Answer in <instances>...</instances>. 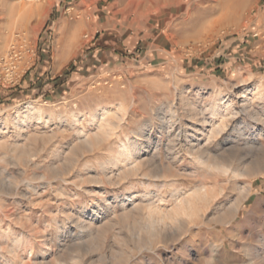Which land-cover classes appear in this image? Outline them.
<instances>
[{
    "label": "rangeland",
    "instance_id": "rangeland-1",
    "mask_svg": "<svg viewBox=\"0 0 264 264\" xmlns=\"http://www.w3.org/2000/svg\"><path fill=\"white\" fill-rule=\"evenodd\" d=\"M252 21L250 61L222 56ZM48 34L53 59L31 81ZM13 48L0 264H264V0H0V57ZM27 102L38 110L18 125ZM180 199L194 213L170 219Z\"/></svg>",
    "mask_w": 264,
    "mask_h": 264
},
{
    "label": "crops",
    "instance_id": "crops-1",
    "mask_svg": "<svg viewBox=\"0 0 264 264\" xmlns=\"http://www.w3.org/2000/svg\"><path fill=\"white\" fill-rule=\"evenodd\" d=\"M49 20L53 21L54 19H51L49 17ZM252 23H254V25L251 26V30H248L242 34L243 35L242 37L246 38L245 42L236 44V46L234 47L233 50L229 51L228 53L222 54V56L225 57V55L228 54V57L226 58L228 60L235 61V60L241 59V60L250 61V59L248 57H244V56H247L253 49H257L256 46H258V44H257L258 41L254 40V38L258 39L260 36L259 31H258V29H259L258 22L252 21ZM49 39H50V34H48L46 36V38L44 39L43 46L42 47L38 46L39 52H38V56H37V64H38L39 68L36 71V66H35L32 69V72H29V75H30L29 80H31V81L33 80V78L38 80V78L41 75L47 73L46 64H47L48 58L53 59V55L48 57V54H47L48 49H49V42H48ZM74 44H75L74 42H71L70 44H68V46L67 45L62 46L60 51L56 54V58H55L56 72L55 73L58 72L59 67L61 65H64L65 63H67L70 60V55L72 53V50L74 49ZM254 45H255V47H253ZM87 48H89V47L87 46ZM53 61L54 60H52V64H53ZM263 64H264V62H263ZM101 70H103V67L101 68ZM51 72H52V70H50V72H48V73L51 74ZM65 74L67 75V73H65ZM45 75H47V74H45ZM1 93H4V91L0 90V94Z\"/></svg>",
    "mask_w": 264,
    "mask_h": 264
},
{
    "label": "bare ground",
    "instance_id": "bare-ground-1",
    "mask_svg": "<svg viewBox=\"0 0 264 264\" xmlns=\"http://www.w3.org/2000/svg\"><path fill=\"white\" fill-rule=\"evenodd\" d=\"M222 7V6H221ZM223 8V7H222ZM62 54V53H61ZM60 62V61H59ZM251 91V89H249L248 87H246V88H244L243 89V91L241 92V96H240V98H241V102H240V104L242 103V104H246L248 101H249V97L247 96V94L249 93ZM34 103H32V102H27L25 105V107L27 108V111H26V113L24 114V115H22V116H19V115H17V124L18 125H20V124H22V123H24L25 122V119H27L28 117H30V115H33L34 113H36V111L38 110V108L37 107H35L34 105H33ZM228 104V103H227ZM227 104L225 105V106H227ZM217 107H220V108H222V105L221 106H217ZM227 108V107H226ZM210 110H211V107H210ZM227 110V109H226ZM107 113V109H102L101 110V116L100 117H103L102 115H105ZM228 113V112H227ZM234 112H232V114H233ZM220 116H221V113H220ZM229 116V115H228ZM101 119V118H100ZM255 119V118H254ZM220 122V121H219ZM218 122V123H219ZM223 123V122H222ZM215 123H213V125H214ZM211 126V125H210ZM221 126H216V129L218 130V129H221L220 128ZM216 129H215V127H213V126H211V129H210V134H208L207 135V137H210V135H212V133H215V131H216ZM104 131V130H103ZM104 133H106V132H104ZM105 135V134H104ZM214 135V134H213ZM206 137V138H207ZM244 139V138H243ZM246 140V139H245ZM86 143V142H85ZM90 144V143H89ZM122 144V143H121ZM205 144H207V143H205ZM204 145V144H203ZM92 146V145H91ZM193 148V147H192ZM198 149V148H197ZM201 149V148H200ZM123 150V149H122ZM124 151V150H123ZM198 151V150H197ZM206 151V150H205ZM172 152V151H171ZM190 152V151H189ZM207 153V152H206ZM126 154V153H125ZM202 154V151L201 152H199L198 151V153H197V156H196V159H197V161L198 162H200L201 163V165H203V164H205V159L203 158V156L201 155ZM128 155H130V154H128ZM194 155V154H193ZM127 156V155H126ZM133 156V155H132ZM129 158H131V157H129ZM203 158V159H202ZM138 161V160H137ZM133 163V162H132ZM207 165H208V163H206ZM206 165V166H207ZM205 166V167H206ZM209 167H215V168H217V169H220V170H222V169H225L224 167V165H222V161H215V159L214 160H212V162H211V164H210V162H209V165H208ZM132 168V167H131ZM134 169V168H133ZM241 169V168H240ZM237 170V169H236ZM239 170V169H238ZM248 170V169H247ZM133 171V170H132ZM131 171V172H132ZM242 171V170H241ZM125 172V171H124ZM129 172V171H128ZM131 175V174H130ZM129 175V176H130ZM156 176V175H155ZM164 176V175H163ZM240 176V175H239ZM165 177V176H164ZM249 186L248 187H246V188H244L243 189V196L240 198L239 197V199L237 200V201H239V202H241V201H243V200H247L248 199V196H249V194H250V190H251V185L250 184H248ZM198 193V192H197ZM201 193H203V192H201ZM196 194V193H195ZM242 194H240V195H242ZM193 195V194H192ZM199 195V194H198ZM201 195V194H200ZM206 195V194H205ZM204 195V193H203V195H202V197L201 198H203V199H205V196ZM194 196V195H193ZM197 196V195H196ZM210 196V195H209ZM211 197V196H210ZM207 198V197H206ZM187 199V198H186ZM186 199H180V202L177 204V207L173 210V214L171 215V216H169V218L170 217H172L173 218V220H175L174 219V216H176L177 214H184V215H187V216H191L193 213H194V211H193V209L191 208V203H193V202H191L190 203V201H188V200H186ZM190 199H191V197H190ZM193 199H195V198H193ZM198 199V198H197ZM202 199V200H203ZM206 200V199H205ZM199 201V200H198ZM236 202V201H235ZM238 202V203H239ZM197 203V202H196ZM233 204V203H232ZM193 206V205H192ZM227 208H229V207H227ZM230 208H232V207H230ZM238 206H236L235 205V207H234V210H235V213L236 212H238ZM155 211V210H154ZM157 213V212H156ZM234 213V212H233ZM162 215V214H161ZM174 215V216H173ZM183 215V216H184ZM152 216V215H151ZM155 216V215H154ZM165 216L166 215H164V216H160V217H157L156 216V218L154 217V218H152V217H150L151 219H150V222H149V227H150V229H153L154 228V226L157 224L158 225V223H164L166 220H168V218H165ZM179 216V215H178ZM168 217V216H167ZM185 217V216H184ZM181 218V217H180ZM183 218V217H182ZM166 219V220H165ZM171 219V218H170ZM178 219V218H177ZM218 219V218H217ZM220 220V219H219ZM178 221V220H177ZM181 221V220H180ZM217 222H219L218 220H216ZM167 222V221H166ZM165 222V223H166ZM179 222V221H178ZM164 223V224H165ZM86 225V224H85ZM89 225V224H88ZM160 225V224H159ZM86 227H87V225H86ZM156 227V226H155ZM166 227V226H165ZM81 229V228H80ZM85 229V228H84ZM149 229V228H148ZM154 230V229H153ZM87 243V242H86ZM94 244V243H93Z\"/></svg>",
    "mask_w": 264,
    "mask_h": 264
},
{
    "label": "built area",
    "instance_id": "built-area-1",
    "mask_svg": "<svg viewBox=\"0 0 264 264\" xmlns=\"http://www.w3.org/2000/svg\"><path fill=\"white\" fill-rule=\"evenodd\" d=\"M87 34H85L84 35V37L85 38H87ZM21 51L20 50H17L16 48H13L10 52H9V54H7L6 55V57L4 58V57H0V64H6V63H8L11 67H14V65H13V62L15 61V60H18V59H20V57H21ZM4 66H7V65H4ZM3 66V67H4ZM5 69V68H4ZM7 69V68H6Z\"/></svg>",
    "mask_w": 264,
    "mask_h": 264
}]
</instances>
